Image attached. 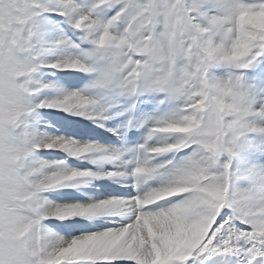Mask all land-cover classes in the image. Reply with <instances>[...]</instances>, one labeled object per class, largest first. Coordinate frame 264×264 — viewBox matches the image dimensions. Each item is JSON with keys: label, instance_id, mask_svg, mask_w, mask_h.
<instances>
[{"label": "snow or ice", "instance_id": "obj_1", "mask_svg": "<svg viewBox=\"0 0 264 264\" xmlns=\"http://www.w3.org/2000/svg\"><path fill=\"white\" fill-rule=\"evenodd\" d=\"M45 69L91 89L37 103ZM106 97H144L157 144L140 145L131 176L162 182L130 200H44L93 174L37 152L106 149L39 137L38 110L98 122ZM105 216L122 219L81 222ZM0 264H264V0H0Z\"/></svg>", "mask_w": 264, "mask_h": 264}, {"label": "bare ground", "instance_id": "obj_2", "mask_svg": "<svg viewBox=\"0 0 264 264\" xmlns=\"http://www.w3.org/2000/svg\"><path fill=\"white\" fill-rule=\"evenodd\" d=\"M64 54L63 51L57 53L58 56ZM56 58L57 56L50 57L53 60ZM36 80L53 85L51 90H45L38 94L37 103L43 100L58 99L72 92L89 91L92 83V78L82 73H64L51 69H45L38 73ZM143 100L144 97H140L136 105L133 99L126 97H106L107 112L104 114L106 118L98 122L54 109L38 110L34 118L33 130L39 137H63L81 144L88 143L106 149L105 153H93L80 159H74L62 151L37 152L35 158L39 162L54 165L58 161H63L66 171L93 174L56 190L45 192L42 198L55 205H84L112 199L130 200L136 197L133 194L131 182V172L136 166L132 162L131 148L127 146L123 138L127 131L143 128L142 143L151 146L157 144V140L148 139V127L139 124L145 114L146 105L142 103ZM133 109H136L134 116L131 114ZM169 155H171L169 160H172L173 154ZM55 170V168L48 169V171ZM113 172L125 173V175L109 177L108 174ZM142 194L141 190L140 195ZM121 219V217L105 216L84 219L81 222L91 226L92 231L95 232L114 227L120 223ZM69 222L65 219L47 223L51 227L53 223ZM60 235L63 236L64 233H60Z\"/></svg>", "mask_w": 264, "mask_h": 264}]
</instances>
